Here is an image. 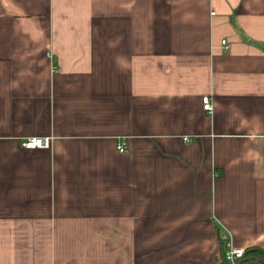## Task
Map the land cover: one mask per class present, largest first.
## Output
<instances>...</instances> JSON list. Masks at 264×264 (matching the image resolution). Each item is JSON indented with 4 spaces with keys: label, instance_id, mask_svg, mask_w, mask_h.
<instances>
[{
    "label": "crops",
    "instance_id": "obj_1",
    "mask_svg": "<svg viewBox=\"0 0 264 264\" xmlns=\"http://www.w3.org/2000/svg\"><path fill=\"white\" fill-rule=\"evenodd\" d=\"M223 245L264 249V0H0V264Z\"/></svg>",
    "mask_w": 264,
    "mask_h": 264
},
{
    "label": "built area",
    "instance_id": "obj_2",
    "mask_svg": "<svg viewBox=\"0 0 264 264\" xmlns=\"http://www.w3.org/2000/svg\"><path fill=\"white\" fill-rule=\"evenodd\" d=\"M222 44L225 46V49H229L227 41H222ZM202 107L203 111L208 114L213 112V104L209 96H204L202 98ZM187 141V139H185ZM22 147L27 149H46L50 147V141L48 138H28L22 141ZM120 153H123L126 149V143H121L117 147ZM244 249H238L234 246H228L225 258L230 264H236L238 260L243 256Z\"/></svg>",
    "mask_w": 264,
    "mask_h": 264
},
{
    "label": "trees",
    "instance_id": "obj_3",
    "mask_svg": "<svg viewBox=\"0 0 264 264\" xmlns=\"http://www.w3.org/2000/svg\"><path fill=\"white\" fill-rule=\"evenodd\" d=\"M226 250L227 247L223 245L220 260L217 264H230L225 258ZM236 264H264V249L258 246L245 249L243 256Z\"/></svg>",
    "mask_w": 264,
    "mask_h": 264
}]
</instances>
